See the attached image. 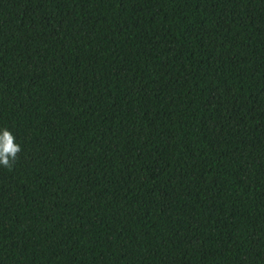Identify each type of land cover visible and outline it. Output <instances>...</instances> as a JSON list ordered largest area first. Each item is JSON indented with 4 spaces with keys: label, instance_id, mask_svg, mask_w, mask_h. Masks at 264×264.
Listing matches in <instances>:
<instances>
[{
    "label": "trees",
    "instance_id": "16d2710c",
    "mask_svg": "<svg viewBox=\"0 0 264 264\" xmlns=\"http://www.w3.org/2000/svg\"><path fill=\"white\" fill-rule=\"evenodd\" d=\"M0 264H264V0H0Z\"/></svg>",
    "mask_w": 264,
    "mask_h": 264
},
{
    "label": "clouds",
    "instance_id": "9594fccd",
    "mask_svg": "<svg viewBox=\"0 0 264 264\" xmlns=\"http://www.w3.org/2000/svg\"><path fill=\"white\" fill-rule=\"evenodd\" d=\"M21 151V145L16 142L14 134L4 128L0 133V166L12 170Z\"/></svg>",
    "mask_w": 264,
    "mask_h": 264
}]
</instances>
